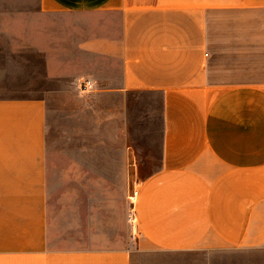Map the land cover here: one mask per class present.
<instances>
[{
    "label": "crops",
    "instance_id": "obj_1",
    "mask_svg": "<svg viewBox=\"0 0 264 264\" xmlns=\"http://www.w3.org/2000/svg\"><path fill=\"white\" fill-rule=\"evenodd\" d=\"M1 57L0 264H264V0H0Z\"/></svg>",
    "mask_w": 264,
    "mask_h": 264
},
{
    "label": "rangeland",
    "instance_id": "obj_2",
    "mask_svg": "<svg viewBox=\"0 0 264 264\" xmlns=\"http://www.w3.org/2000/svg\"><path fill=\"white\" fill-rule=\"evenodd\" d=\"M2 60V57L0 58ZM0 84H2L0 82ZM7 88H10V87H0V93L2 92H5V93H8L9 89ZM67 122H69V125L66 123L65 125H67V138L64 137V138H60L59 135L57 134L56 130L53 129V133L49 136V146H50V149H51V157L53 159H55L56 155H57V152L56 151V147L61 144H72V143H76V144H83V143H87L88 142V137L83 134L82 135V132L80 133L79 131L84 127V124L86 122H83L80 124V126H76V130L73 134L72 132V128H71V120H67ZM86 126V125H85ZM77 133V134H76ZM58 141H57V140ZM61 139H66V140H61ZM66 154L68 153H59V158H66Z\"/></svg>",
    "mask_w": 264,
    "mask_h": 264
},
{
    "label": "built area",
    "instance_id": "obj_3",
    "mask_svg": "<svg viewBox=\"0 0 264 264\" xmlns=\"http://www.w3.org/2000/svg\"><path fill=\"white\" fill-rule=\"evenodd\" d=\"M82 85H83V88L84 89H86V88H88V87H90L91 86V83H90V81L89 80H86V81H84L83 83H82ZM135 215L134 214H131L130 216H129V221L131 222V223H135Z\"/></svg>",
    "mask_w": 264,
    "mask_h": 264
}]
</instances>
